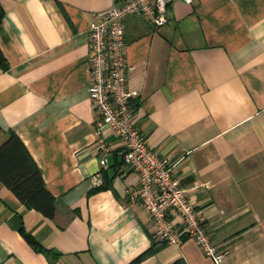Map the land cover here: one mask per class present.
Segmentation results:
<instances>
[{
    "label": "crops",
    "instance_id": "crops-1",
    "mask_svg": "<svg viewBox=\"0 0 264 264\" xmlns=\"http://www.w3.org/2000/svg\"><path fill=\"white\" fill-rule=\"evenodd\" d=\"M112 3L0 0V145L17 136L55 204L45 218L0 185V264H214L192 239L154 240L126 197L121 142H96L88 27ZM167 17L124 21L134 124L174 164L222 264H264V0H173Z\"/></svg>",
    "mask_w": 264,
    "mask_h": 264
},
{
    "label": "built area",
    "instance_id": "built-area-1",
    "mask_svg": "<svg viewBox=\"0 0 264 264\" xmlns=\"http://www.w3.org/2000/svg\"><path fill=\"white\" fill-rule=\"evenodd\" d=\"M173 0H113L111 7L93 14L89 23V70L87 93L96 116V142L104 147L109 134L122 144L123 164L136 175V186L125 191L131 205L138 204L154 225V240L159 244L181 246L183 238L194 240L214 264L227 256L213 244L194 205L173 175V163L149 149L145 136L133 120L127 90V75L132 67L125 63L124 21L131 16L159 28L168 22ZM187 4L192 0H180ZM95 185L99 182L93 177ZM178 218L180 226L173 221Z\"/></svg>",
    "mask_w": 264,
    "mask_h": 264
},
{
    "label": "trees",
    "instance_id": "trees-1",
    "mask_svg": "<svg viewBox=\"0 0 264 264\" xmlns=\"http://www.w3.org/2000/svg\"><path fill=\"white\" fill-rule=\"evenodd\" d=\"M3 11L0 7V30ZM0 66L5 68V59L0 50ZM0 185L9 190L25 207L52 219L55 212L54 198L46 190L35 163L21 141L13 133L0 145ZM35 249H41L25 237Z\"/></svg>",
    "mask_w": 264,
    "mask_h": 264
}]
</instances>
